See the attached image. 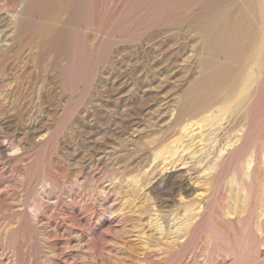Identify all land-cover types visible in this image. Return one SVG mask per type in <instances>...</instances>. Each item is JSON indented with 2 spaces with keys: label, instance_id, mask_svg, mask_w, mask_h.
<instances>
[{
  "label": "rangeland",
  "instance_id": "obj_1",
  "mask_svg": "<svg viewBox=\"0 0 264 264\" xmlns=\"http://www.w3.org/2000/svg\"><path fill=\"white\" fill-rule=\"evenodd\" d=\"M261 207L264 0H0V264H257Z\"/></svg>",
  "mask_w": 264,
  "mask_h": 264
},
{
  "label": "bare ground",
  "instance_id": "obj_2",
  "mask_svg": "<svg viewBox=\"0 0 264 264\" xmlns=\"http://www.w3.org/2000/svg\"><path fill=\"white\" fill-rule=\"evenodd\" d=\"M26 1L28 2V6L29 7L33 3V0H26ZM66 1L69 2V0H66ZM55 47H56V45H55ZM46 51H48V50H46ZM56 69H57V66H56V63L55 62H47V63H44V64L41 65V67L38 69V71L35 73V75H36V77L40 76L41 74L44 75V76L52 77V76H55ZM231 205H234V203L231 204ZM260 211H261L262 214H264V207H261V210ZM211 212L214 214L215 217L219 218L220 221L223 220V221H230V222L234 223L235 231H238V230H240L242 228V224H238V222L241 221L240 213L236 214L237 215L236 218L230 219V218H223V217H221V215L217 211H214L213 210ZM228 214H229V212H228ZM256 227H257V230H261L262 229L260 226H257L256 225ZM245 231L247 232L248 229L245 230ZM258 239L260 241H262L263 240V237L259 236ZM245 240H246V245L248 247L249 246V239H248V237H246ZM248 248L250 249V247H248ZM246 252H248V250H246ZM262 253L264 255V250L262 251ZM227 257H229L232 260L235 258V256H233V255L231 256L228 252H221V251H219L217 253V257H216L217 258V264H226V258ZM263 262H264V259H261L259 262H257V264H262ZM231 264H234V261Z\"/></svg>",
  "mask_w": 264,
  "mask_h": 264
}]
</instances>
